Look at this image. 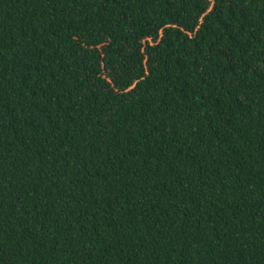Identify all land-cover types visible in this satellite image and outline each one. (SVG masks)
I'll list each match as a JSON object with an SVG mask.
<instances>
[{
    "label": "trees",
    "instance_id": "16d2710c",
    "mask_svg": "<svg viewBox=\"0 0 264 264\" xmlns=\"http://www.w3.org/2000/svg\"><path fill=\"white\" fill-rule=\"evenodd\" d=\"M0 264H264V0H0Z\"/></svg>",
    "mask_w": 264,
    "mask_h": 264
}]
</instances>
